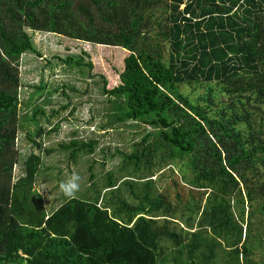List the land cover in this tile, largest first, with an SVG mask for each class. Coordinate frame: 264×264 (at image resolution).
<instances>
[{
    "label": "trees",
    "instance_id": "trees-1",
    "mask_svg": "<svg viewBox=\"0 0 264 264\" xmlns=\"http://www.w3.org/2000/svg\"><path fill=\"white\" fill-rule=\"evenodd\" d=\"M35 31L86 42L52 56L91 76L94 45L124 50L120 68L99 73L100 126L144 129L130 150L115 149L117 184L107 170L108 191L62 194L49 211L34 188L38 153L12 178L18 67L25 52L42 55ZM182 83L203 89L191 97ZM96 143L58 145L75 161ZM174 159L189 167L188 199L151 178ZM0 264H264V0H0Z\"/></svg>",
    "mask_w": 264,
    "mask_h": 264
},
{
    "label": "rangeland",
    "instance_id": "rangeland-1",
    "mask_svg": "<svg viewBox=\"0 0 264 264\" xmlns=\"http://www.w3.org/2000/svg\"><path fill=\"white\" fill-rule=\"evenodd\" d=\"M164 15V10H158L162 25L165 23ZM32 37L42 55L39 57L25 52L19 61V76L23 81L18 88L21 102L14 141L17 160L12 166V178L20 173L21 160L29 151L38 153L41 164L35 176L34 188L41 194L45 209L49 211L63 198L59 189L60 182L67 180L73 172L81 177V188L76 195L90 197L96 190H100L101 194L104 190L108 191V187H102L107 170L116 175L117 184L123 173L116 171L121 156L115 149L130 150L132 142L144 129L127 121L115 122L109 127L100 126L106 120L103 106L107 105V97L100 90L99 73L112 74L113 69L120 68L124 50L119 46L94 45L89 51L92 63L90 71L93 73L91 76L87 74L86 65L80 66L79 70L73 65H64L52 56H63L68 51L77 52L80 44L88 49L86 42L56 36L49 31L32 32ZM163 51L165 53V48ZM108 81L111 82L109 77ZM28 83H39L42 86L37 95ZM179 88L192 97L202 91L203 85L182 83ZM34 106L43 110V113H35V120L31 118ZM37 126L39 131L36 133ZM145 127L149 129L148 126ZM28 135L38 141L39 146ZM74 137H94L97 143L93 151L87 155L80 153L75 161H71L58 143ZM43 148H48L49 151L44 152ZM108 151L112 152L110 157L106 155ZM88 162L92 174L87 169ZM158 166L154 167L156 170L151 175L155 186L158 189L166 188L172 194L175 181L181 195L188 199L191 174L185 160L174 159L168 164ZM161 242L170 243L165 239H161Z\"/></svg>",
    "mask_w": 264,
    "mask_h": 264
},
{
    "label": "clouds",
    "instance_id": "clouds-1",
    "mask_svg": "<svg viewBox=\"0 0 264 264\" xmlns=\"http://www.w3.org/2000/svg\"><path fill=\"white\" fill-rule=\"evenodd\" d=\"M81 188V177L77 172H73L71 176L59 184V189L68 199H74Z\"/></svg>",
    "mask_w": 264,
    "mask_h": 264
}]
</instances>
